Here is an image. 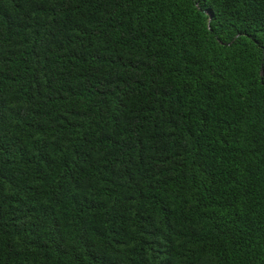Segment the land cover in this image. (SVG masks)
I'll return each mask as SVG.
<instances>
[{
    "label": "trees",
    "instance_id": "1",
    "mask_svg": "<svg viewBox=\"0 0 264 264\" xmlns=\"http://www.w3.org/2000/svg\"><path fill=\"white\" fill-rule=\"evenodd\" d=\"M0 264H264V0H0Z\"/></svg>",
    "mask_w": 264,
    "mask_h": 264
}]
</instances>
